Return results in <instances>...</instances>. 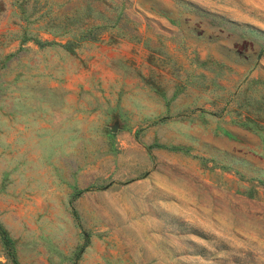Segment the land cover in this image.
<instances>
[{"label": "rangeland", "instance_id": "rangeland-1", "mask_svg": "<svg viewBox=\"0 0 264 264\" xmlns=\"http://www.w3.org/2000/svg\"><path fill=\"white\" fill-rule=\"evenodd\" d=\"M0 225V264H264V0H0Z\"/></svg>", "mask_w": 264, "mask_h": 264}, {"label": "trees", "instance_id": "trees-1", "mask_svg": "<svg viewBox=\"0 0 264 264\" xmlns=\"http://www.w3.org/2000/svg\"><path fill=\"white\" fill-rule=\"evenodd\" d=\"M72 213L75 217V220L78 221V217H77L74 210H72ZM0 238L3 242V244L5 245V247L10 250L11 249V239L8 237L5 229L1 225H0ZM86 243H87V236L85 238V243H84L83 247L86 246Z\"/></svg>", "mask_w": 264, "mask_h": 264}]
</instances>
